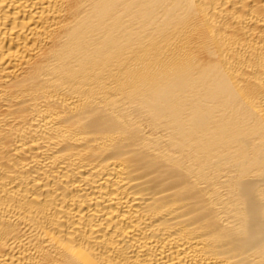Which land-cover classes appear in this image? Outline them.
Here are the masks:
<instances>
[{"label":"bare ground","instance_id":"bare-ground-1","mask_svg":"<svg viewBox=\"0 0 264 264\" xmlns=\"http://www.w3.org/2000/svg\"><path fill=\"white\" fill-rule=\"evenodd\" d=\"M0 264H264V0H0Z\"/></svg>","mask_w":264,"mask_h":264}]
</instances>
